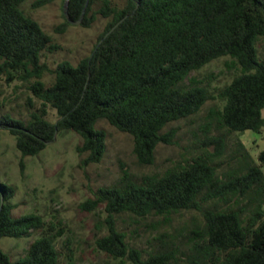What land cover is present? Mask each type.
Returning <instances> with one entry per match:
<instances>
[{
	"label": "trees",
	"instance_id": "trees-1",
	"mask_svg": "<svg viewBox=\"0 0 264 264\" xmlns=\"http://www.w3.org/2000/svg\"><path fill=\"white\" fill-rule=\"evenodd\" d=\"M25 1L0 0V78L28 82L41 104L28 120L10 113L0 117V128L16 137L23 157L39 154L58 132L73 130L83 139L77 146L82 162H99L107 133L97 123L105 119L133 136L141 164L154 163L158 146L174 143L177 131L167 126L197 114L215 97L192 72L223 56L231 57L227 64L239 73L218 90L224 105L211 116L228 133L262 131L264 0H69L67 24L82 19L90 26L98 15L108 23L90 55L77 64L63 60L55 68L42 57L59 45L23 9ZM53 1L38 0L35 6ZM49 107L59 115L56 122L47 118ZM204 145L214 150L163 174L136 181L124 170L117 185L99 187L84 204L104 205L108 213V232L97 239V247L133 264H264V149L256 160L237 139L235 165L221 171L222 162L216 161L226 153V137L208 135ZM16 192L14 185L0 183V240L39 236L17 260L0 246V264H58L63 220L48 222L34 212L14 216ZM186 210L200 211L202 221L182 255L160 250L145 256L116 225L123 213L170 218Z\"/></svg>",
	"mask_w": 264,
	"mask_h": 264
},
{
	"label": "rangeland",
	"instance_id": "rangeland-1",
	"mask_svg": "<svg viewBox=\"0 0 264 264\" xmlns=\"http://www.w3.org/2000/svg\"><path fill=\"white\" fill-rule=\"evenodd\" d=\"M37 1L26 0L23 9L59 45L54 52L45 51L42 61L55 68L63 60L77 64L81 58L90 55L108 19L98 15L90 26H84L82 19L67 24L65 8L69 12L68 0H54L35 6ZM259 47L264 50V38L260 40ZM230 60L231 57L223 56L192 72L191 76L207 85L215 97L197 114L167 126L165 130L175 128L177 131L174 143H161L152 164H141L134 153L133 136L120 131L105 119L98 121L97 127L107 133L106 151L101 161L90 164L82 162L77 146L83 139L73 130L58 132L55 140L39 154L23 157L16 145V137L0 128V183L12 184L17 189L12 199L16 204L13 215L34 212L48 222H57L59 218L63 220L65 232L57 240L61 254L58 264H133L128 257L116 259L97 247V239L108 232V213L104 205L96 209L84 206L87 200L95 198L99 187L117 185L124 170H128L136 181H141L146 175L163 174L186 159L213 151V147L207 149L204 145L208 135L226 137V153L216 161L222 162L221 171L235 165L231 156L237 139L258 160L259 152L264 149V127L260 133L252 130L228 133L219 129L217 120L211 116L213 109L224 105L217 97L218 90L239 73L236 68L228 66ZM52 78L51 74L45 76L47 81ZM28 86L25 81L8 82L0 78V117L10 113L16 118L28 120L31 112L40 108V101ZM48 110L47 118L56 122L59 118L56 109L49 107ZM201 221L202 213L197 210L174 213L170 218L159 215L140 218L128 213L116 216L118 229L126 234L129 244L143 250L145 256L160 250H177L181 255L189 252L190 241ZM38 236L39 232L30 237H4L0 246L13 260H17Z\"/></svg>",
	"mask_w": 264,
	"mask_h": 264
},
{
	"label": "water",
	"instance_id": "water-1",
	"mask_svg": "<svg viewBox=\"0 0 264 264\" xmlns=\"http://www.w3.org/2000/svg\"><path fill=\"white\" fill-rule=\"evenodd\" d=\"M69 1V0H68ZM65 14L67 15V17L68 18H70V15H69V12H68V9L67 8H65ZM127 17V16H126ZM126 17H124V18H122L107 34H106V36H105V38L110 34V33H112L125 19H126ZM71 20V19H70ZM81 21V19H79L78 21H73V20H71V22H80ZM4 203V198L2 197V204Z\"/></svg>",
	"mask_w": 264,
	"mask_h": 264
}]
</instances>
